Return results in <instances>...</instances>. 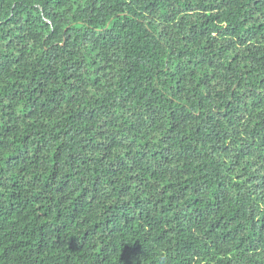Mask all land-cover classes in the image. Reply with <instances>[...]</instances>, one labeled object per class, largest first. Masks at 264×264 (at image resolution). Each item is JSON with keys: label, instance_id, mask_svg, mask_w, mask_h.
Segmentation results:
<instances>
[{"label": "trees", "instance_id": "16d2710c", "mask_svg": "<svg viewBox=\"0 0 264 264\" xmlns=\"http://www.w3.org/2000/svg\"><path fill=\"white\" fill-rule=\"evenodd\" d=\"M0 264H264V0H0Z\"/></svg>", "mask_w": 264, "mask_h": 264}]
</instances>
